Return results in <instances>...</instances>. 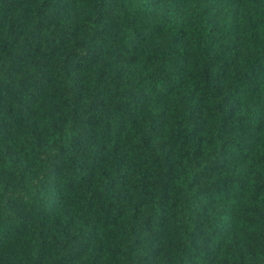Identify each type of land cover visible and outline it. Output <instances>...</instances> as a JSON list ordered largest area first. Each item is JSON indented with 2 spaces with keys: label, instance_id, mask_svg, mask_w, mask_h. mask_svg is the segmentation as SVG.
<instances>
[{
  "label": "trees",
  "instance_id": "16d2710c",
  "mask_svg": "<svg viewBox=\"0 0 264 264\" xmlns=\"http://www.w3.org/2000/svg\"><path fill=\"white\" fill-rule=\"evenodd\" d=\"M0 264H264V0H0Z\"/></svg>",
  "mask_w": 264,
  "mask_h": 264
}]
</instances>
